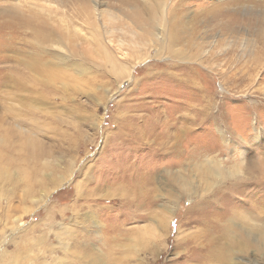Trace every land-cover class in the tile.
Returning <instances> with one entry per match:
<instances>
[{"label": "rangeland", "instance_id": "obj_1", "mask_svg": "<svg viewBox=\"0 0 264 264\" xmlns=\"http://www.w3.org/2000/svg\"><path fill=\"white\" fill-rule=\"evenodd\" d=\"M14 11L39 16L56 34L48 50L67 63L66 78L44 86L28 67L30 32L19 29L21 86H2L1 68L13 64L0 34V254L24 251L0 261L195 264L201 253L186 244L215 208L196 210L170 176L204 188L196 169L211 156L231 170L243 146L244 165L264 169V0H0V21ZM256 181L246 176L218 203L242 199L240 210L264 218ZM63 229L76 238L71 256ZM245 258L264 264L253 250Z\"/></svg>", "mask_w": 264, "mask_h": 264}, {"label": "bare ground", "instance_id": "obj_2", "mask_svg": "<svg viewBox=\"0 0 264 264\" xmlns=\"http://www.w3.org/2000/svg\"><path fill=\"white\" fill-rule=\"evenodd\" d=\"M11 17H12L11 21H7V20L0 21V34L5 36L6 34L10 35V39L8 42L9 49L6 54L7 58L3 57V61L7 59V63L5 61L7 65L10 63L13 64V66H5L1 68L4 71V76L3 79L1 80L2 81L1 84H3L2 86L12 83L15 85V87L19 89V85H20L19 65L15 64L19 62V52L17 51V49H15L16 53L11 52L12 51L11 48L13 49V47L11 46L12 45L11 41L15 39H19V29H24L30 32L32 38L31 42L33 43L32 45L34 51L32 52L31 60L28 64V67L31 69L34 75L40 77L41 79H44L43 85L47 87L50 83L54 82L57 79H65L66 75L63 72L62 68L67 63L66 59L63 56L60 57L61 55L48 50V46L53 44L52 42L56 34L48 29V25L45 26L46 24L44 23V21L42 22L39 21L40 23L38 24L37 20L39 16L37 15L33 14L31 16H25V15L21 16L19 13L14 11ZM181 39L182 38L179 36V34L175 33L171 35L170 38L171 41L169 40L170 41L169 43L175 44L178 41L180 42ZM197 52H199V50ZM179 53H177V55H179ZM180 57L182 58V55ZM20 78L23 81L29 79L24 76ZM221 131H222L221 133L224 135L225 131L224 130ZM254 138L259 143V145H261L260 143L262 140H260V138L257 136ZM177 140H178V136L176 135L174 138H171L170 141L171 147H175L178 145ZM223 141L225 144H229V139H227L225 136H223ZM167 145L168 144H166L165 146ZM234 145L235 148L232 150V154L234 153L235 155V152L237 153V151H239V149L242 148H240L239 142H236V144ZM171 147L168 149H171ZM241 151H242L240 154L241 161H239L238 164L234 165L235 167L232 168L231 170L223 167L224 161L222 159H215L209 156L206 159V161L203 162V164H201L195 171L198 172L199 174L198 176L199 181L201 180L204 183H206L204 188L202 187L199 188L195 186L192 180H188L183 176L178 175L179 177H177V175L174 176V174L173 176H170V178L172 177L171 181L177 184L178 187L182 188V190L188 193L191 197L192 196L196 197L194 204L196 210L202 209L203 205L215 208V210H212L207 215L204 222L205 227L203 228V230L200 231L199 233L196 232L195 233L196 235L194 236H190L186 244L187 252L190 250L193 253H196V251L201 253L198 254L199 257L195 259V261H197L195 264H246L247 262H249V260L246 262L245 257H247L248 253L252 250L255 256L264 257V218L261 217V213H257L254 211L245 212L243 211V209L240 210L239 208H241L245 204L244 200L238 199V202L234 203V197L231 198L229 194L228 195L230 197L227 199V201L225 200L224 203H221V205L220 203H218V201H220V197L223 194H225L227 191L228 192H230L231 190L233 191L234 188H236L237 190H239V188L242 189L243 187L240 186H243V180L246 178V176H248V179L254 181L264 178V172H263L264 169L262 170L260 168L258 162L252 161L250 162L251 164L244 165V163L246 162L245 160L246 154L247 152H249L247 147L243 146V150ZM145 178H143L142 184L136 186L135 188L136 192H138V190L140 191L141 189H143V187L146 186V184L149 183L151 179L150 178L149 180H147L149 178L148 177L145 180ZM192 178L196 179L195 173H194V177ZM227 181H233L232 183L230 182L229 186H227L228 189L227 187H225L226 185H228L226 183ZM172 188L174 189V187ZM201 193H205V194H201ZM207 194L211 195V197L209 196L208 198V196H206ZM231 194H236V193H231ZM149 195L151 197V193ZM228 203L229 204L231 203L233 205L232 206L228 205L226 208L225 204ZM255 207H256L255 209H257L258 204H255ZM169 219H170L169 216L166 215L160 219V221H162V226L164 225L163 227H165L167 223H169ZM94 225L96 227L98 226V223L96 222V224L94 223ZM60 239L61 240L67 239L66 253L68 254V256H71L74 253V251L70 249L69 242H71L72 240H76L75 236L71 231L69 232L67 229H63L60 235ZM38 243L39 240H35L33 245ZM21 254H24V251L23 253H21L19 250H17L14 259L13 255L9 254L8 256L6 252H2L0 254V258L4 260H11L13 263H17L19 258H21L20 256ZM235 255L237 259L235 258ZM22 258H24L27 261L25 262L27 264H37L39 260L37 257L33 255L32 256L29 255L26 257L23 256ZM0 264H5V263L0 261ZM40 264H46V263L43 262ZM62 264L65 263L62 262Z\"/></svg>", "mask_w": 264, "mask_h": 264}]
</instances>
